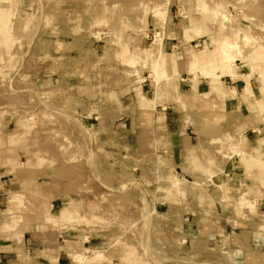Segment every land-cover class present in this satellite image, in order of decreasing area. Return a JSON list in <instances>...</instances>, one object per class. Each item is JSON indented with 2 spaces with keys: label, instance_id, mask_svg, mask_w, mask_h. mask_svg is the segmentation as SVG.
<instances>
[{
  "label": "rangeland",
  "instance_id": "obj_1",
  "mask_svg": "<svg viewBox=\"0 0 264 264\" xmlns=\"http://www.w3.org/2000/svg\"><path fill=\"white\" fill-rule=\"evenodd\" d=\"M0 264H264V0H0Z\"/></svg>",
  "mask_w": 264,
  "mask_h": 264
},
{
  "label": "crops",
  "instance_id": "obj_2",
  "mask_svg": "<svg viewBox=\"0 0 264 264\" xmlns=\"http://www.w3.org/2000/svg\"><path fill=\"white\" fill-rule=\"evenodd\" d=\"M207 56H206V54L205 53H202L201 55H199L198 57H195V60L192 62L193 63V65H195L196 63H198V62H200V61H202V60H205V58H206ZM218 66H220L222 69H223V67L220 65V64H218ZM233 72V74H231V73H225L224 72V69H223V73H225V74H229V75H231V76H233V77H236L237 75H240L239 74V72L234 68V70L232 71ZM156 74L160 77V76H166L167 75V73H166V70H165V67L164 68H162V69H160L159 71H156ZM186 74H188V76L187 77H185L184 75H186ZM208 74L210 75H214V72H208ZM182 75H183V78L185 77V80L184 81H180L179 82V88H180V91H182V88L184 89L185 88V86L186 87H188V86H190V87H193V85H192V80H193V77H191L190 75V73L189 72H182ZM167 76H169V75H167ZM208 77V76H207ZM207 77H200V79H201V83L199 84V90H200V94L202 93V92H204L205 90L203 89L204 88V85L203 84H205V82H206V80H207ZM219 84H220V80H219V76H216V77H213V81H212V85H213V90L214 91H217V92H220L221 91V87L219 86ZM188 85V86H187ZM190 87L188 88L189 90H190ZM160 107H162V105L160 104V103H158V105H157V108H160ZM162 110H165L163 107H162ZM174 112V113H173ZM165 114V120H166V124H167V127H169V128H173L174 129V131L175 132H177V131H179V130H181L182 131V126H183V122L181 121V118L179 117V113L177 114V112L175 111V109H174V111H172V112H169V111H167V112H165L164 113ZM156 123V122H155ZM124 124H128L129 125V135H135V136H137V132H138V123L135 121H132V120H127L126 121V123H124ZM164 124V123H163ZM132 126H133V129H132ZM177 130V131H176ZM120 134V133H119ZM181 138H182V141H181V144H182V146L180 147V148H178L179 150H185L186 148V146L187 145H191V144H193V143H195V141H196V136H190V135H182L181 136ZM110 141H113V140H110ZM245 154V153H244ZM247 155V154H246ZM248 156V155H247ZM250 157V156H249ZM253 158V157H252ZM254 159V158H253ZM65 210V209H64ZM64 210H63V212H64ZM67 210V209H66ZM62 212V213H63ZM63 216V215H62Z\"/></svg>",
  "mask_w": 264,
  "mask_h": 264
}]
</instances>
